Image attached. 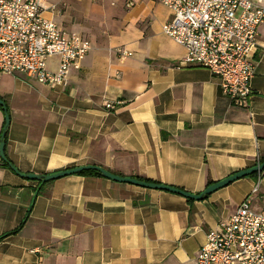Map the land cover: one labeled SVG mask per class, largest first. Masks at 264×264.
<instances>
[{"label":"crops","instance_id":"1","mask_svg":"<svg viewBox=\"0 0 264 264\" xmlns=\"http://www.w3.org/2000/svg\"><path fill=\"white\" fill-rule=\"evenodd\" d=\"M84 1L50 0L59 11L45 12L92 42L66 86L0 72L10 114L5 155L18 171L94 164L201 193L209 181L261 163L264 22L254 91L238 107L208 68L182 64L186 48L164 32L172 13L160 0ZM71 3L80 8L67 10ZM119 47L132 55L121 57ZM4 125L0 109V141ZM39 182L0 166V236L20 226L0 240V264H197L206 234L255 186L254 205L264 210V171L203 199L96 173Z\"/></svg>","mask_w":264,"mask_h":264},{"label":"built area","instance_id":"2","mask_svg":"<svg viewBox=\"0 0 264 264\" xmlns=\"http://www.w3.org/2000/svg\"><path fill=\"white\" fill-rule=\"evenodd\" d=\"M160 1L172 13L164 32L186 48L182 64L208 68L233 105L247 107L264 0ZM47 10L59 11L50 0H0V72H22L57 88L68 84L71 70L93 46L81 32L47 16ZM117 51L121 57L132 55L124 47ZM53 57L59 59L56 69L49 66ZM3 162L0 152V166ZM257 192L255 186L228 219L206 234L197 264H264V210L252 197Z\"/></svg>","mask_w":264,"mask_h":264},{"label":"water","instance_id":"3","mask_svg":"<svg viewBox=\"0 0 264 264\" xmlns=\"http://www.w3.org/2000/svg\"><path fill=\"white\" fill-rule=\"evenodd\" d=\"M0 105L3 107L4 114H5V126H4L2 136H1V141H0V152H1V155L3 158V161L7 162L8 165L15 172L19 173L21 176L27 177L29 179L40 181V186H42L46 182H49L51 180H55L57 178H60V177L66 176V175L79 173L81 171L88 170V169H93V170L98 171L103 176L114 179L116 181L129 182V183H133V184H137V185H141V186H145V187H149V188L171 191V192H175L178 194H182V195L189 197V198H192V199H203L205 196L211 194L212 192L218 190L221 187H224V186L230 184L231 182H233L235 180L249 176L255 172L261 173L262 171H264V161H263L261 163L256 164L255 166H252V167H249L246 169L238 170V171L228 175L227 177H225L219 181L213 182L212 184L208 185L206 187V189L204 191H202L201 193H192L190 191H186V190L181 189L179 187L166 185L163 183L150 182V181L142 180L139 178L118 175V174H115V173L109 171L108 169H106L100 165H94V164L75 166V167H71L68 169H64V170H60V171L52 172V173H47V174H37V173H31V172L30 173H22V172L18 171L17 168H15V166L11 162H9V160L7 159V157L5 155L4 137H5V134L7 132V128L10 124V114L8 112V107L2 98H0Z\"/></svg>","mask_w":264,"mask_h":264},{"label":"trees","instance_id":"4","mask_svg":"<svg viewBox=\"0 0 264 264\" xmlns=\"http://www.w3.org/2000/svg\"><path fill=\"white\" fill-rule=\"evenodd\" d=\"M0 98H1V97H0ZM5 103H6L7 107H8L7 102H5ZM0 109L3 110V107H2L1 105H0ZM3 111H4V110H3ZM8 112H9V111H8ZM4 126H5V125H4ZM3 130H4V129H3ZM2 133H3V132H2ZM4 141H5V148H6V144H7V132H6V134H5ZM263 161H264V158H260V162H263ZM4 165H8V163L4 161ZM262 172H263V171H262ZM93 173L100 174L98 171L93 170V169H88V170H84V171L79 172V174H84V175H86V174H93ZM259 174H260V173L255 172V173H253V174H251V175L253 176V175H259ZM139 179H141V178H139ZM142 180H146V181H150V182H152V181L149 180V179H142ZM39 184H40V182H39ZM209 184H212V181H209ZM189 199H190V198H189ZM19 228H20V226H19L18 228H16L15 230H12V231H10V232H8V233H4L3 235L0 236V240L4 239L6 236H8V235H10V234L16 233V232L19 230Z\"/></svg>","mask_w":264,"mask_h":264},{"label":"rangeland","instance_id":"5","mask_svg":"<svg viewBox=\"0 0 264 264\" xmlns=\"http://www.w3.org/2000/svg\"><path fill=\"white\" fill-rule=\"evenodd\" d=\"M87 1V0H86ZM86 1H84V2H82L83 4H85V2ZM81 3V2H80ZM80 5H79V3H71V6H68V9L67 10H69V11H76L78 8H80L79 7ZM71 7V8H70ZM70 8V9H69ZM57 12V11H56ZM62 12H63V10H62ZM58 13V12H57ZM75 14L76 13H78V12H74Z\"/></svg>","mask_w":264,"mask_h":264}]
</instances>
